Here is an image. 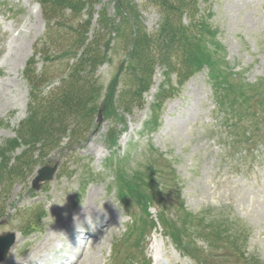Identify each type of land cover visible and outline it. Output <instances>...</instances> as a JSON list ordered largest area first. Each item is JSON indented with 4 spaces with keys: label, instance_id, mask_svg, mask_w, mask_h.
Returning a JSON list of instances; mask_svg holds the SVG:
<instances>
[{
    "label": "rangeland",
    "instance_id": "1",
    "mask_svg": "<svg viewBox=\"0 0 264 264\" xmlns=\"http://www.w3.org/2000/svg\"><path fill=\"white\" fill-rule=\"evenodd\" d=\"M128 2L129 19L136 18L147 33L154 31L158 14L144 8V0ZM116 6L117 0H101L89 28L79 27L87 20L85 11L69 18V10L63 21L48 27L36 0H0V147L16 138L17 126L27 116L32 94L23 77L25 68L31 63L36 73L47 71L50 82L45 93L64 77L67 54L72 55L71 50L55 53L54 43L59 39L64 45L68 39L70 43L77 32L92 37L100 30L99 36H106L96 75L98 108L85 142L65 147V140L64 150L36 163L31 175L1 194L0 236L16 235L2 264H70L66 261L76 258L74 252L78 253L74 264H155L161 248L168 264H203L195 252L207 264H264V113L250 117L262 111L260 102H264V0H211L205 9L208 52L239 80L242 97L231 94L218 106L225 86L222 80L212 81L203 68L165 102L157 129L149 133V106L161 80L156 70L155 83L144 95V109L125 116L114 146L107 133L114 121L122 120L115 100L126 77V63L129 70L134 63L128 61L120 36L123 19ZM102 12L113 22L110 33L99 27ZM35 46L51 52L35 55ZM236 96L239 99L233 102ZM249 136L253 143L245 146ZM107 160H116L120 170H105ZM45 166L56 167L52 181L32 189V180ZM148 167H154L152 184H137L134 173L144 178ZM120 177L139 195L147 187H154L157 199L163 191L169 200L179 195L193 224L209 226L201 230L204 234L212 235L219 228L231 235L214 245L198 233L188 237L182 233V211L168 209L169 220L177 222L180 233L174 245L155 208H147L145 214L139 204L126 210L124 204L131 200L119 193ZM89 205L90 212H82L75 223V214ZM37 219L38 224L30 225ZM144 219L151 227L140 228ZM64 220L67 226L61 224ZM78 225L83 232H76ZM75 233L77 245L69 241ZM188 251L191 257L185 256Z\"/></svg>",
    "mask_w": 264,
    "mask_h": 264
},
{
    "label": "trees",
    "instance_id": "2",
    "mask_svg": "<svg viewBox=\"0 0 264 264\" xmlns=\"http://www.w3.org/2000/svg\"><path fill=\"white\" fill-rule=\"evenodd\" d=\"M128 1L130 0H117L116 12L123 19L120 36L127 47L128 61L134 63L130 70L129 63H126V79L122 80V87L118 90L115 100L116 111L122 120L114 121L108 130L107 139L111 145L116 146L117 129L120 124H124L125 116H133L135 112L144 109L146 105L144 95L154 85L156 70H159L161 80L149 106L146 123L149 133L157 129L165 102L175 97L178 89L203 68L209 70L212 81L222 80L221 83L225 86L223 87L225 96L218 106L223 105L225 99L231 94L238 93V96L242 97L243 86H239V80L229 73L225 63L215 60L208 52V44L205 41L207 37L205 35H208L205 9L211 0H144V8L151 7L159 16L158 25L151 33H147L136 18L129 19V10L126 9L130 6ZM38 2L48 27L63 21L69 10L72 13L68 14L69 18L77 17L85 11L87 20L79 27L89 28L94 15L93 9L101 0H38ZM104 12L101 13V17L99 16L98 24L101 30L110 33L113 22ZM81 31L85 32L83 29ZM99 31L92 37L77 32L70 43L69 39L66 40L65 45L60 39L54 43L57 49L55 53L61 54L71 50L72 55L67 54L64 77L57 86L49 88L45 93L43 91L50 82L47 71L44 70L38 74L34 64L31 63L25 68L23 77L32 94L27 104V116L18 124L15 131L16 138L0 147V218L4 215L2 193L10 192L17 182L31 175L36 163L59 150H64L61 146L65 140H67L65 147L78 146L85 142L90 133L98 108L99 90L96 75L103 60L102 47L106 42L104 40L106 36H99ZM217 46L218 44L215 45ZM50 52L49 48L46 52H42L37 49V46L34 47L35 55L44 56ZM238 96L233 102L239 99ZM243 102L247 103L248 100L245 99ZM260 105L262 111L252 112L251 118L260 117L261 113H264V102H260ZM229 106L232 105L229 104ZM243 143L245 146L252 144L251 136ZM18 150L20 152H17ZM112 161H106L108 166H105V170H120L116 160ZM153 168L148 167V175L144 178L140 172L134 173L137 184H152ZM118 185L119 193L124 200L126 197L131 200V207L136 208L138 204L141 205L144 208V214L147 208L157 209V219L167 229V237L174 245L179 240L180 233L177 222L169 220L168 209L182 211L180 218L185 225L182 233L188 237L198 233L200 238H205L210 245H214L215 240H220L224 235H231L229 230L221 231L219 228L212 235L201 232L209 226L193 224V217L183 208L179 195L175 194L169 200L167 195L163 196L165 195L163 191L162 198L157 199L154 187H147L144 194L139 195L135 187L122 177ZM126 191L131 194L127 195ZM147 220L144 219L140 228L151 227L150 223L147 224ZM134 227L137 229V224ZM195 253L198 260L201 258L203 264H207L202 254ZM185 256L191 257L189 251L185 253Z\"/></svg>",
    "mask_w": 264,
    "mask_h": 264
},
{
    "label": "water",
    "instance_id": "3",
    "mask_svg": "<svg viewBox=\"0 0 264 264\" xmlns=\"http://www.w3.org/2000/svg\"><path fill=\"white\" fill-rule=\"evenodd\" d=\"M55 170L56 167L53 168L43 167L42 169H40L38 171V175L34 178L32 182L33 189H38V185L41 182L52 180ZM14 242H15L14 234H7L0 236V263H2L5 260L6 255L9 249L14 244Z\"/></svg>",
    "mask_w": 264,
    "mask_h": 264
},
{
    "label": "clouds",
    "instance_id": "4",
    "mask_svg": "<svg viewBox=\"0 0 264 264\" xmlns=\"http://www.w3.org/2000/svg\"><path fill=\"white\" fill-rule=\"evenodd\" d=\"M78 231L83 232L84 228L82 225H78ZM155 264H168V260L166 259V253L163 248L159 250V254L155 259Z\"/></svg>",
    "mask_w": 264,
    "mask_h": 264
},
{
    "label": "bare ground",
    "instance_id": "5",
    "mask_svg": "<svg viewBox=\"0 0 264 264\" xmlns=\"http://www.w3.org/2000/svg\"><path fill=\"white\" fill-rule=\"evenodd\" d=\"M90 210V205L89 206H86L84 209H82L81 211H78L76 214H75V216H74V220H75V223L78 221V219H79V216H80V214L83 212H90L89 210ZM92 213V212H91ZM90 213H88V214H86L85 216H88ZM84 216V215H83ZM82 217V216H81ZM64 219H66V217H64ZM60 223V222H59ZM63 223V225L65 224V223H67L66 225H64V226H67L68 225V222L66 221V220H64V221H61V224ZM61 224H58L59 225V227H63V226H61ZM57 225V226H58ZM57 228V227H56ZM55 228V229H56ZM58 229V228H57ZM56 229V230H57ZM57 232V231H56ZM73 240V238H71V239H69V241H72ZM74 245H76L77 243H74V242H72ZM77 256V255H76ZM69 258V257H68ZM78 258V257H77ZM74 264V263H73Z\"/></svg>",
    "mask_w": 264,
    "mask_h": 264
}]
</instances>
